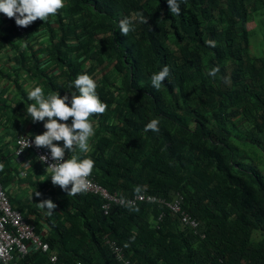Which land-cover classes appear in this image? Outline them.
<instances>
[{
    "label": "trees",
    "instance_id": "obj_1",
    "mask_svg": "<svg viewBox=\"0 0 264 264\" xmlns=\"http://www.w3.org/2000/svg\"><path fill=\"white\" fill-rule=\"evenodd\" d=\"M66 5L25 34L7 17V42L19 51L15 72L33 70L44 90L68 95L69 103L72 92L79 94L74 80L90 75L107 109L90 117L93 147L86 154L69 151L67 159L92 158L91 177L127 199L145 191L171 201L180 193L182 211L143 201L113 203L105 213L100 192L69 197L59 187L49 194L57 205L51 215L30 198L23 200L28 207H17L49 248L22 254L15 246L13 261L264 264V56L252 52L264 0H186L178 16L167 0ZM141 13L147 23L139 22ZM125 18L135 29L127 36L119 30ZM165 66L171 75L156 90L151 76ZM215 67L212 78L207 73ZM152 119L160 121L159 132L145 131ZM0 181L12 201L2 171ZM111 241L123 248V261Z\"/></svg>",
    "mask_w": 264,
    "mask_h": 264
},
{
    "label": "clouds",
    "instance_id": "obj_2",
    "mask_svg": "<svg viewBox=\"0 0 264 264\" xmlns=\"http://www.w3.org/2000/svg\"><path fill=\"white\" fill-rule=\"evenodd\" d=\"M182 2L186 3V0H167L172 15L181 14ZM66 6V0H0V13H4L8 18H15L16 24L25 27L26 32V27L37 19L46 22L54 18ZM139 22H148L142 13L139 14ZM119 30L122 35L127 36L130 31L135 30L133 21L129 18L120 20ZM25 32L20 34H25ZM206 44L210 47L217 46L215 40H207ZM218 72L219 67H215L207 75L215 78ZM170 75V69L167 66L153 73L151 84L154 89L159 90ZM73 84L79 94L72 92L70 103L68 102L69 96H61V92L45 95L41 87L26 90L28 99L32 101L31 104H27V115L34 123L44 122L46 131L35 137L27 133L18 136L14 151V154L19 157L26 156L28 153L33 154L41 164L46 166L52 183L65 190L69 197L82 194L89 189V178L92 175L95 161L90 157L75 154L67 159L66 150L70 153H76L77 150L82 154L88 153L89 148L93 147L90 140L95 134L94 122L90 120V117L93 114H104L107 109V104L98 95V84L90 75L87 73L78 75ZM70 117L72 119L69 124ZM159 124L158 119H152L145 126V131L159 132ZM60 141H63L62 146L57 143ZM46 152L51 153L54 163H46L48 159L46 156L41 158V155ZM26 164L27 162L25 166ZM3 167V164H0V171H3ZM53 191L51 190L49 194ZM35 195L40 196L41 193L36 191ZM179 196L182 194L178 193L174 199ZM38 206L46 209L47 215H51L57 207L51 199L40 201Z\"/></svg>",
    "mask_w": 264,
    "mask_h": 264
},
{
    "label": "crops",
    "instance_id": "obj_3",
    "mask_svg": "<svg viewBox=\"0 0 264 264\" xmlns=\"http://www.w3.org/2000/svg\"><path fill=\"white\" fill-rule=\"evenodd\" d=\"M6 20L7 16L0 13V144L2 145L0 156L2 154V164L4 166L2 176L6 179L7 189L12 197V203L16 206L15 208H26L28 206L25 205L23 200H29L30 198L31 200L28 203L35 201L38 204L42 200H47L49 192L58 189L59 186L52 183L46 166L41 164L33 154L28 153V155L22 157L14 154L18 136L27 133L35 137L37 134H42L46 129L44 128V122L34 123L31 117L27 115V104H31L32 101L28 99L26 90H31L34 87L42 88L43 84H41L40 78L33 79V70L27 68V71L20 69L19 74L15 72L19 51L14 48V45L7 42V36H5ZM27 54L31 55L32 53ZM44 68H46L45 64ZM58 69V67H55L51 71L60 77L63 74ZM42 89L45 95L51 93L50 90ZM57 93L60 92H55V94ZM57 143L63 145V141ZM67 152L69 151L66 150ZM25 162H27L26 166ZM36 191L41 195L36 196ZM46 224V229H49Z\"/></svg>",
    "mask_w": 264,
    "mask_h": 264
},
{
    "label": "built area",
    "instance_id": "obj_4",
    "mask_svg": "<svg viewBox=\"0 0 264 264\" xmlns=\"http://www.w3.org/2000/svg\"><path fill=\"white\" fill-rule=\"evenodd\" d=\"M13 22L19 33L25 32V27L18 26L15 22V18H13ZM45 156L48 158L47 161H45L46 163H54L51 158V153H43L41 158L43 159ZM89 179L90 186L87 191L100 192L102 194V197L105 199L103 204V210H105V213L109 212L113 203H120L121 205L128 203V205L136 206L143 201L158 202L167 205L172 211H182V196L175 198L173 201H168L163 197L143 191L127 199V197L119 195L118 192H110L93 177H90ZM184 220L190 221L194 225L198 224L196 219L190 217L189 214L184 213ZM110 245L111 250L118 260L123 261L125 259L123 248L115 241H111ZM15 246L19 248L22 254H27L31 249L43 252L49 248L48 243L45 242L42 236L37 232L36 225L26 221L22 212L13 207L10 198L0 182V259L3 264H16L13 261ZM51 260L56 262L57 257L52 255ZM125 263L129 264V261L125 260ZM78 264L83 263L78 262Z\"/></svg>",
    "mask_w": 264,
    "mask_h": 264
},
{
    "label": "rangeland",
    "instance_id": "obj_5",
    "mask_svg": "<svg viewBox=\"0 0 264 264\" xmlns=\"http://www.w3.org/2000/svg\"><path fill=\"white\" fill-rule=\"evenodd\" d=\"M257 14L254 13V17ZM261 23V22H260ZM252 52L255 55H263L264 56V24L261 23L256 30V34H253L252 40Z\"/></svg>",
    "mask_w": 264,
    "mask_h": 264
}]
</instances>
